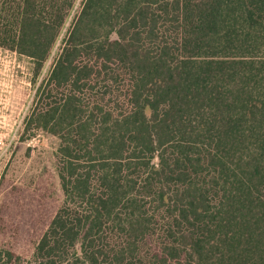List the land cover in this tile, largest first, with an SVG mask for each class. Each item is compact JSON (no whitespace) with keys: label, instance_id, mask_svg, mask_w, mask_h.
<instances>
[{"label":"trees","instance_id":"16d2710c","mask_svg":"<svg viewBox=\"0 0 264 264\" xmlns=\"http://www.w3.org/2000/svg\"><path fill=\"white\" fill-rule=\"evenodd\" d=\"M59 42L29 125L62 199L0 264H264V0H0L36 82Z\"/></svg>","mask_w":264,"mask_h":264},{"label":"rangeland","instance_id":"374dc122","mask_svg":"<svg viewBox=\"0 0 264 264\" xmlns=\"http://www.w3.org/2000/svg\"><path fill=\"white\" fill-rule=\"evenodd\" d=\"M60 48L59 42L38 82L30 59L0 50V246L17 254L31 252L62 199L56 172L59 141L29 125L38 87ZM45 99L37 97L39 107Z\"/></svg>","mask_w":264,"mask_h":264}]
</instances>
